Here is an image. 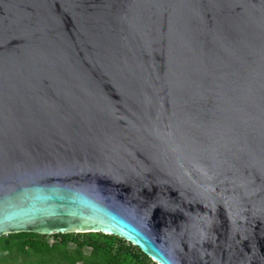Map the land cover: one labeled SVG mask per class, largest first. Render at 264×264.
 I'll use <instances>...</instances> for the list:
<instances>
[{
    "label": "water",
    "instance_id": "obj_1",
    "mask_svg": "<svg viewBox=\"0 0 264 264\" xmlns=\"http://www.w3.org/2000/svg\"><path fill=\"white\" fill-rule=\"evenodd\" d=\"M18 232L264 264V0H0V236Z\"/></svg>",
    "mask_w": 264,
    "mask_h": 264
},
{
    "label": "trees",
    "instance_id": "obj_2",
    "mask_svg": "<svg viewBox=\"0 0 264 264\" xmlns=\"http://www.w3.org/2000/svg\"><path fill=\"white\" fill-rule=\"evenodd\" d=\"M0 236V264H154L136 247L100 233Z\"/></svg>",
    "mask_w": 264,
    "mask_h": 264
},
{
    "label": "rangeland",
    "instance_id": "obj_3",
    "mask_svg": "<svg viewBox=\"0 0 264 264\" xmlns=\"http://www.w3.org/2000/svg\"><path fill=\"white\" fill-rule=\"evenodd\" d=\"M46 240H47V241H51V240H52V238H51V237H49V236H47V237H46ZM75 264H78V263H75Z\"/></svg>",
    "mask_w": 264,
    "mask_h": 264
}]
</instances>
